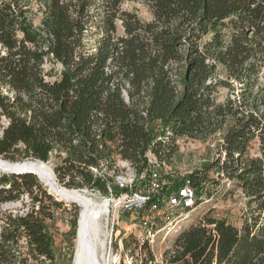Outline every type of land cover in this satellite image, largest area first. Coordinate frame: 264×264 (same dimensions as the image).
<instances>
[{
	"label": "trees",
	"instance_id": "trees-1",
	"mask_svg": "<svg viewBox=\"0 0 264 264\" xmlns=\"http://www.w3.org/2000/svg\"><path fill=\"white\" fill-rule=\"evenodd\" d=\"M31 1L0 0V156L56 157L60 184L118 194L117 162L141 173L148 153L166 160L178 138L206 141L227 127L219 156L185 180L198 207L214 170L257 210L241 227L206 215L179 233L167 262L264 264V0H38L39 24ZM128 1L144 2L153 20L124 9ZM48 61L61 65L54 80ZM219 65L227 77L215 81ZM221 85L230 95L216 103ZM254 141L260 155L249 157ZM25 193L27 212L2 211ZM69 211L62 252L54 229ZM80 212L34 174L1 173L0 264H73Z\"/></svg>",
	"mask_w": 264,
	"mask_h": 264
},
{
	"label": "rangeland",
	"instance_id": "rangeland-1",
	"mask_svg": "<svg viewBox=\"0 0 264 264\" xmlns=\"http://www.w3.org/2000/svg\"><path fill=\"white\" fill-rule=\"evenodd\" d=\"M31 10L29 16H31L36 24H39L41 20V12L39 11L38 0L31 1ZM123 8L132 12L137 13V15L143 21H152L153 14L149 7L142 1H128L123 4ZM120 26V23H118ZM120 33H123L122 29H119ZM46 70L50 72L54 69L53 75L48 78L54 80L58 77L61 65L59 63H53L48 61L46 63ZM227 77L226 71L222 65L218 66L215 81L225 80ZM264 82V76L262 77ZM125 93V92H124ZM230 95L229 89L225 86H219L214 94V100L216 103H224L227 97ZM227 127L224 128L226 130ZM219 132L216 135L210 137L206 141L192 140L188 138H178L176 145L173 148L170 157L166 159L167 165L169 167L168 173L165 174V178L171 182L183 181L188 174L194 171L202 170L205 164L213 162L220 154L219 143L222 141L223 134L225 131ZM169 141V140H167ZM168 154V153H167ZM149 156L152 153H148ZM260 155L259 143L254 141L248 152L249 157H257ZM32 160V159H27ZM26 160V161H27ZM25 160H23L24 162ZM60 160L56 157H52L47 163L53 169L55 176V166ZM1 174V172H0ZM58 180V178H57ZM41 181V180H40ZM58 184L70 191L77 190L73 188H68L63 184ZM42 184L44 182L41 181ZM44 186H46L44 184ZM47 187V186H46ZM49 189V188H48ZM203 196L208 198L204 200L194 211L187 214L184 221L180 224V229H177L176 233L169 232V235L161 236L158 238L154 248L149 249L147 247H139L134 239V234L139 231V228L133 227L129 222V214L121 215L119 211L117 214H113V208L115 207V201L113 197L98 190H92L90 188L84 187L78 189L80 191H86L87 195L92 197L94 201L98 204H102L104 201H110L109 216H104L101 219V229L104 236L107 235V250L105 251L107 264H168L167 256L168 253L174 249L176 239L182 230H187L190 227L202 223L206 215H211L217 218L227 219L230 223H233L237 227L243 225L244 219L255 213L257 210V204H249V198L245 195L244 191L237 186L235 181L230 180L226 177L219 178L216 171H211L209 173V180L205 184ZM210 194V197H208ZM55 195V194H54ZM56 196V195H55ZM58 197V196H57ZM59 198V197H58ZM60 199V198H59ZM68 203V202H66ZM79 205L78 203H76ZM32 206V199L29 193H25L19 201L11 202L3 205L1 207L2 211H10L13 213L27 212ZM80 206V205H79ZM81 211H82V206ZM72 207L69 208L71 210ZM71 212L65 213L58 220L56 224V229H54L55 234V247L58 251L66 252L68 250L67 242L64 241V233L68 232L69 218ZM119 214V216H118ZM257 214V213H256ZM264 219V215H263ZM119 223V224H118ZM130 232V237L124 240V251L121 254L120 241L124 238L126 230ZM78 239L76 238L75 244ZM128 247H126V243ZM154 257V260L150 259V252ZM121 255V262L119 257ZM109 259V261H108Z\"/></svg>",
	"mask_w": 264,
	"mask_h": 264
},
{
	"label": "built area",
	"instance_id": "built-area-1",
	"mask_svg": "<svg viewBox=\"0 0 264 264\" xmlns=\"http://www.w3.org/2000/svg\"><path fill=\"white\" fill-rule=\"evenodd\" d=\"M123 97L129 102L126 92ZM143 115L146 117L147 112L144 111ZM101 167L106 168L105 163L102 162ZM90 169L94 174L101 175L98 168ZM168 169L166 160H160L152 154L148 155V165L141 173L129 161L117 162L111 171L110 176L120 190L115 194L110 184L108 185L107 194L115 201L113 214L116 215L119 211L121 215H130V224L139 228L134 234V239L141 248L147 247L152 250L158 238L167 237L169 232L176 233L187 214L197 208L196 188L188 179L181 185L172 184L173 182L164 176ZM203 199L207 200L202 196L201 200ZM123 229L126 233L119 243L121 254L124 251V240L131 235L126 228ZM119 261L121 262V255Z\"/></svg>",
	"mask_w": 264,
	"mask_h": 264
},
{
	"label": "bare ground",
	"instance_id": "bare-ground-1",
	"mask_svg": "<svg viewBox=\"0 0 264 264\" xmlns=\"http://www.w3.org/2000/svg\"><path fill=\"white\" fill-rule=\"evenodd\" d=\"M20 162L15 166H8L0 158V172L6 168H15L33 172L40 176V179L46 186L51 187L52 192L61 199L75 200L82 206V216L80 218V228L78 237V264H107L105 251L107 250V235H103L101 229V219L109 216L110 201L106 200L98 204L92 197L87 195L86 191L66 190L62 188L55 177L53 169L48 163L34 160ZM109 261V259H108Z\"/></svg>",
	"mask_w": 264,
	"mask_h": 264
},
{
	"label": "water",
	"instance_id": "water-1",
	"mask_svg": "<svg viewBox=\"0 0 264 264\" xmlns=\"http://www.w3.org/2000/svg\"><path fill=\"white\" fill-rule=\"evenodd\" d=\"M1 160H3L4 162L7 163L8 166H15V165H18L20 164V162H11V161H7V160H4L1 156H0ZM36 161H39V160H36ZM24 163V162H23ZM22 163V164H23ZM3 173H13V174H34L33 172H28V171H25V170H18V169H15L13 167L11 168H6ZM36 175V174H34ZM39 179H40V176L36 175ZM56 177V176H55ZM57 179V177H56ZM41 180V179H40ZM58 181V180H57ZM46 185V184H45ZM49 188V190L52 192L51 190V187L47 186ZM53 193V192H52ZM54 194V193H53ZM65 202H68V203H77L75 200L73 199H68V200H64V199H61ZM82 216V211L80 212V216H79V221H78V230H77V239L79 237V228H80V218ZM78 241V240H77ZM76 241V242H77ZM78 261H79V258H78V244L76 243V247H75V253H74V260H73V264H78Z\"/></svg>",
	"mask_w": 264,
	"mask_h": 264
}]
</instances>
